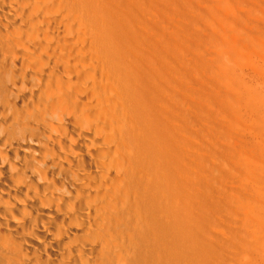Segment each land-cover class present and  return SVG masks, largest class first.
<instances>
[{
	"label": "bare ground",
	"instance_id": "bare-ground-1",
	"mask_svg": "<svg viewBox=\"0 0 264 264\" xmlns=\"http://www.w3.org/2000/svg\"><path fill=\"white\" fill-rule=\"evenodd\" d=\"M170 5L0 0V264H264L239 90Z\"/></svg>",
	"mask_w": 264,
	"mask_h": 264
},
{
	"label": "rangeland",
	"instance_id": "rangeland-1",
	"mask_svg": "<svg viewBox=\"0 0 264 264\" xmlns=\"http://www.w3.org/2000/svg\"><path fill=\"white\" fill-rule=\"evenodd\" d=\"M208 1L209 0H188V1H186L187 3L185 5H183L181 3H178V2L171 0V4H172V5H170V6H172L171 7V11H172L171 14L173 16H178L182 19L180 24L184 25V28L186 29V31L188 33H192L193 28H195L194 33H197V34H187L186 42L191 47H193V46L198 47L199 46V52L201 51L200 53H202L203 60L205 61V63L207 65L212 66L215 63V61H214L216 59L215 56L218 54L221 55L224 53V55H221L222 58L224 57L223 62H225L223 67L227 66L226 65L227 62L229 63V66H232V69L229 68V66L227 68H224L225 73H223V76H224V80L226 81L227 85H229V87L231 89L233 87V91L235 90V88H237V90H239L238 91L239 94H237L240 97V99H238L239 97L237 96L238 111L240 109H243V107H244V110H242L243 112L239 111L242 114H240L239 112H235V114L237 113L236 114L237 116H235L234 119H235L240 131L242 130L241 133H242L243 139L246 136V138L244 139V142L246 141V143H248L249 141H251V142L253 141L252 143L251 142L248 143L249 145L251 144L250 147H249V145L245 146V145L241 144V146L239 145V147H240L239 149L241 151V154L246 156V158L250 161L251 166L253 167V168H251V166H250V169H252L250 172L252 177H251V175L249 177H250V181L252 182V189L254 190V192H253V190H252V192L255 193V195L253 194V199H255L256 201L258 200V205L255 206V204H257V202L254 200L253 201L254 212L252 214L250 226L252 228V233H251L252 240L255 242H259V241L264 240V238H263L264 237V204H263L264 203V179H263V176H264V156H263L264 155V113H263L264 112V110H263L264 109V70H262V69H264V53H263V51H264V0H226V1L220 0L222 2V6H224V7L221 6V4H220L221 2H219V0H215V1L210 0L212 2L211 5H213V7H215V9L209 8L212 6H209V3H211V2L209 1V3H208ZM216 1L219 3H217ZM173 2H175V3H173ZM214 2H216V3L213 4ZM216 4H218V5H216ZM241 5H243V6H241ZM235 8H236V10H235ZM209 9L210 10L214 9V11L212 10L213 13H212V11H209ZM212 14L217 15V16H215V18H213ZM220 15L223 16V19L225 20V24L227 23V25L224 24V20L220 17ZM188 16H190V17L188 18ZM219 17L222 19L223 22H221L220 19H219V21L217 20ZM189 20L191 22H194L193 23L194 25L192 24L193 28L187 27ZM193 20H195V21H193ZM195 22H196V25H195ZM218 22H220V23H218ZM173 23H175V22H173ZM173 23H172V27H174L176 24V23L175 24H173ZM219 24H220V27H219ZM221 24L225 25V27H223ZM213 25H214V28H213ZM221 26H222V29H220ZM226 28L228 31L226 30ZM236 28H238V29L234 30V32H233V29H236ZM229 29H231V30L229 31ZM198 31H199V34H198ZM237 31H239V33ZM230 32H231V34H230ZM242 32H243V34H242ZM237 33H238V35L239 34L240 35L238 37L236 36V38H235V34H237ZM245 33L247 34L246 36L244 35ZM221 35L224 36L225 39ZM225 35H227V37ZM227 39L230 40V41H227L229 43L226 42ZM240 39L243 40L241 42H243L244 45L239 42ZM231 40H232V42H235V44L232 43ZM217 41H218V43H217ZM237 41L239 42V44L237 43ZM257 46H258V48H257ZM253 48H255V49H253ZM259 48L262 50H259ZM190 49H192V48L189 47V51H190ZM212 49H213V51H212ZM256 49H257L258 53L262 52L263 54L262 53L258 54L256 52ZM197 51H198V48H197ZM216 51H217V53H216ZM218 51H222V52L219 53ZM250 53H251V55H250L251 57L249 56ZM189 55H190V53H189ZM240 61H241V63H240ZM236 67H237V69H236ZM226 70H229V71L227 72ZM221 71H223V69H221ZM235 72H237V74ZM235 75H238V77H234ZM240 78H242V79H240ZM243 80H244V85H243ZM237 84H239V85L237 86ZM246 84H248L247 87L245 86ZM251 91H253V92H251ZM238 92H236V93H238ZM240 92L242 94H240ZM244 94H246V95L244 96ZM248 97H250V99H248ZM252 103H253V105H252ZM260 109H261V111H260ZM236 111H237V109H236ZM257 113L258 114L261 113L263 116L258 115ZM243 114H245V115H243ZM238 115H241L242 117H244V120L241 116H238ZM247 117H249V118H247ZM237 118L240 119L241 121H243V123L242 122L240 123V120L238 122ZM245 119L247 120V122ZM252 126H254V127H252ZM258 129H261V130H258ZM243 133L245 134V136ZM253 134H255V136ZM252 144L253 145L256 144L255 149L253 148L254 146ZM242 145H243V147H242ZM251 146H253V147H251ZM258 148H260V149H258ZM251 151H252V153L253 152H255V153L250 154ZM258 151H260V152L258 153ZM249 158H251L252 160H250ZM253 164H254V166H253ZM253 169H256V170H253ZM254 171L256 172L255 174H254ZM255 190H256V192H255ZM255 196H257V197H255ZM260 200L263 202L260 203L259 202Z\"/></svg>",
	"mask_w": 264,
	"mask_h": 264
}]
</instances>
